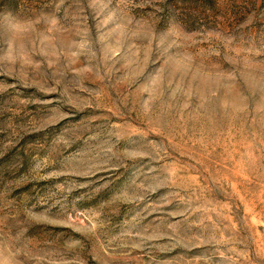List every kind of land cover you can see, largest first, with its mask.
Instances as JSON below:
<instances>
[{
    "label": "rangeland",
    "instance_id": "obj_1",
    "mask_svg": "<svg viewBox=\"0 0 264 264\" xmlns=\"http://www.w3.org/2000/svg\"><path fill=\"white\" fill-rule=\"evenodd\" d=\"M0 264H264V0H0Z\"/></svg>",
    "mask_w": 264,
    "mask_h": 264
}]
</instances>
